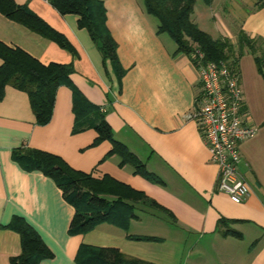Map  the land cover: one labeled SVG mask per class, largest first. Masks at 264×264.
Listing matches in <instances>:
<instances>
[{
	"label": "crops",
	"instance_id": "0c3cea01",
	"mask_svg": "<svg viewBox=\"0 0 264 264\" xmlns=\"http://www.w3.org/2000/svg\"><path fill=\"white\" fill-rule=\"evenodd\" d=\"M14 1L64 34L74 51L1 12L0 41L45 65L72 64L74 72L71 83L57 90L46 125L37 124L26 92L7 86L0 100V264H11L21 253L20 235L6 228L15 216L33 226L53 252L40 264H78L83 244L116 248L151 264H264V80L254 56L241 57L238 65L245 117L258 129L240 145L239 168L251 193L242 203H234L218 190L219 167L190 116L199 92V70L190 56L177 52L168 34L157 33L158 20L146 12L143 0H102L107 27L117 43L120 76L89 31L79 26L77 15H62L50 0ZM255 2L240 29L264 38V6L255 9ZM195 21L215 38L238 37L239 31H229L223 21L218 32ZM71 85L102 108L114 138L160 182L135 174L129 164L121 166L118 155L103 160L112 144L105 140L93 145L95 129L73 133ZM24 146L57 154L95 177L108 174L143 191L161 209L138 210V218L126 230L104 222L86 234L71 235L75 208L52 178L39 170L27 171L13 159V150ZM222 219L228 228L219 227ZM226 229L240 236L223 234ZM129 235L158 240H133Z\"/></svg>",
	"mask_w": 264,
	"mask_h": 264
},
{
	"label": "trees",
	"instance_id": "16d2710c",
	"mask_svg": "<svg viewBox=\"0 0 264 264\" xmlns=\"http://www.w3.org/2000/svg\"><path fill=\"white\" fill-rule=\"evenodd\" d=\"M211 5L214 0H203ZM62 14L79 17L81 28L89 31L103 57L109 59L121 75L117 57V43L107 27L106 8L102 0H50ZM197 0H143L148 14L158 20L157 33L168 34L177 45V52L193 54L199 50L206 61L225 62L238 70L244 49L254 56L258 72L264 80V38L251 37L240 29L237 45L228 37H213L203 30L193 17ZM264 6V0H256L254 8ZM0 12L6 17L26 26L30 30L51 39L61 47L74 51L67 37L51 27L39 15L25 5L14 0H0ZM0 100L7 86L26 92L29 96L37 124L46 125L51 121L57 90L70 84L74 72L72 64L50 63L45 65L20 48L10 47L0 41ZM120 70V72L118 71ZM73 87V111L75 121L73 133L93 128L98 136L93 145L108 140L112 149L105 159L112 155L120 157V165H131L135 174L152 182H160L155 174L148 171L145 163L114 138L102 108L89 101L75 86ZM13 159L27 171L39 170L52 178L62 190L64 199L75 208V215L69 234H86L99 224L108 222L129 227L131 220L138 218L137 211L161 207L143 191L105 174L95 177L92 173L77 170L63 157L32 147H18L13 150ZM222 219L219 227H227ZM20 235L21 253L11 259V264H40L44 259L54 256L41 235L24 218L15 216L6 226ZM228 228V227H227ZM223 234L240 236V233L226 229ZM133 240H158L156 237L129 235ZM78 264H151L142 259L129 256L119 249L83 244L79 248Z\"/></svg>",
	"mask_w": 264,
	"mask_h": 264
},
{
	"label": "built area",
	"instance_id": "2783aa9c",
	"mask_svg": "<svg viewBox=\"0 0 264 264\" xmlns=\"http://www.w3.org/2000/svg\"><path fill=\"white\" fill-rule=\"evenodd\" d=\"M193 62L200 73V86L190 116L198 124L211 160L219 167L218 190L234 203H242L251 187L239 168L240 145L258 129L245 117L240 72L225 62L206 61L199 50L193 54Z\"/></svg>",
	"mask_w": 264,
	"mask_h": 264
},
{
	"label": "rangeland",
	"instance_id": "374dc122",
	"mask_svg": "<svg viewBox=\"0 0 264 264\" xmlns=\"http://www.w3.org/2000/svg\"><path fill=\"white\" fill-rule=\"evenodd\" d=\"M253 2L254 0H216L213 5L209 6L203 0H197L193 17L200 20L202 26L211 32H218L221 27L220 21H223L224 26L236 34L241 28L243 17L252 9ZM230 39L238 47L237 37ZM251 56L252 53L248 49H244L242 57Z\"/></svg>",
	"mask_w": 264,
	"mask_h": 264
}]
</instances>
